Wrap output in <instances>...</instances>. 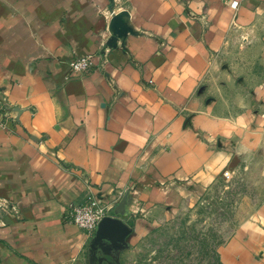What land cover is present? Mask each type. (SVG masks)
<instances>
[{"label":"crops","instance_id":"crops-1","mask_svg":"<svg viewBox=\"0 0 264 264\" xmlns=\"http://www.w3.org/2000/svg\"><path fill=\"white\" fill-rule=\"evenodd\" d=\"M263 10L264 0H0V101L11 108L0 122V264H86L94 242L66 221L73 204L116 205L129 192L134 216H116L137 224L226 168L264 175L261 87L251 105L245 89L238 106L198 97L205 84L235 86L225 71L216 82L215 54ZM86 54L91 71H73ZM261 196L232 236V264H264Z\"/></svg>","mask_w":264,"mask_h":264},{"label":"rangeland","instance_id":"rangeland-1","mask_svg":"<svg viewBox=\"0 0 264 264\" xmlns=\"http://www.w3.org/2000/svg\"><path fill=\"white\" fill-rule=\"evenodd\" d=\"M247 26L243 30L244 26L234 24L228 48L217 52L213 61L214 76L220 78L216 82L223 80L225 71L236 77L231 81L235 86L232 83V88L224 89L205 84L198 97L235 106L240 98L235 90L245 89L250 93L246 103L256 104V89L264 91V51L258 48L264 36V10ZM235 169L222 170V174L230 173L229 179L218 175L176 210L150 212L146 221L126 223L117 236L94 243L86 264H232L228 252L235 241L232 236L242 220L255 213L252 205L259 195L264 198V189L260 190L264 175L254 173L253 165L237 164ZM129 216L134 214L125 217Z\"/></svg>","mask_w":264,"mask_h":264},{"label":"built area","instance_id":"built-area-1","mask_svg":"<svg viewBox=\"0 0 264 264\" xmlns=\"http://www.w3.org/2000/svg\"><path fill=\"white\" fill-rule=\"evenodd\" d=\"M103 53L104 56H107L106 52ZM93 58L94 54L78 56L71 61L70 67L73 71L76 72H89L94 65ZM10 109V106L6 102L1 103L0 101V122L4 119L3 117L10 111ZM223 176L229 179L231 175L228 171H225ZM131 205L132 204L128 206L129 212H132L130 211ZM114 206L115 203L110 202L107 199L93 198L83 203L71 205L66 212L65 219L67 222L73 223L78 226L90 238L94 234L101 220L105 216L111 215ZM140 207L141 206H139L138 204V209L136 212L141 211Z\"/></svg>","mask_w":264,"mask_h":264},{"label":"water","instance_id":"water-1","mask_svg":"<svg viewBox=\"0 0 264 264\" xmlns=\"http://www.w3.org/2000/svg\"><path fill=\"white\" fill-rule=\"evenodd\" d=\"M130 202L131 200L128 192L123 196L120 202L116 204L112 209V213L114 215L105 216L98 224L94 232V235L91 239L94 243L97 242L99 243V241L105 238H112L119 234L120 228L122 226H125L126 224L123 218L117 217L116 215L121 214L126 216V214L131 213L128 211V206L131 204Z\"/></svg>","mask_w":264,"mask_h":264}]
</instances>
